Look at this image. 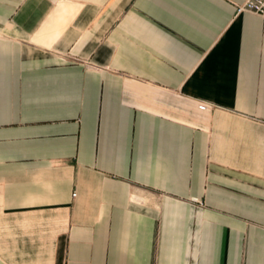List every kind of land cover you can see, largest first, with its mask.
Here are the masks:
<instances>
[{
    "label": "crops",
    "instance_id": "1",
    "mask_svg": "<svg viewBox=\"0 0 264 264\" xmlns=\"http://www.w3.org/2000/svg\"><path fill=\"white\" fill-rule=\"evenodd\" d=\"M247 1L0 0V264H264Z\"/></svg>",
    "mask_w": 264,
    "mask_h": 264
},
{
    "label": "built area",
    "instance_id": "2",
    "mask_svg": "<svg viewBox=\"0 0 264 264\" xmlns=\"http://www.w3.org/2000/svg\"><path fill=\"white\" fill-rule=\"evenodd\" d=\"M238 12H248L264 18V0H248L243 6L239 7ZM209 109V105L206 103L199 105V110L202 112H206Z\"/></svg>",
    "mask_w": 264,
    "mask_h": 264
}]
</instances>
